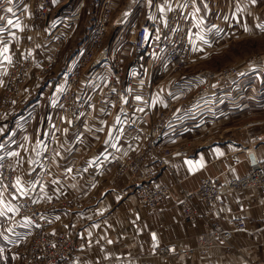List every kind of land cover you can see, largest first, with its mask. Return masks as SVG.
<instances>
[{
	"label": "crops",
	"instance_id": "crops-1",
	"mask_svg": "<svg viewBox=\"0 0 264 264\" xmlns=\"http://www.w3.org/2000/svg\"><path fill=\"white\" fill-rule=\"evenodd\" d=\"M32 1L17 0L15 6L14 0H3L0 4V92L8 81L12 61L26 55L35 60L47 58L57 51V63L41 80L32 72L20 88L11 113L0 121V155L6 156L16 170L19 186L27 196L53 215L51 229L78 226L75 252L81 264H264V194L228 196L224 208L219 210L197 201L203 218L188 225L182 221L180 207L173 200H166L155 209L142 206L134 192L136 183L127 176L115 175L114 159L120 153L142 150L149 123L166 105H173L172 118L164 130L163 142L151 150L146 162L154 174L153 184L166 185L174 192L179 182L184 189L194 190L204 176L219 181L243 176L250 153L256 160H264V140L261 135L252 134L250 125L236 127L239 140L235 137V144H193L191 139L201 136L205 123L192 114L209 107L205 102L208 97L203 95L193 103L179 98L199 88V75L206 71H193V65L206 55L196 53L193 65L178 73L164 63L152 65L146 56L132 49L129 40L121 48L115 38L108 46L111 58H120L126 71L139 72V82L125 93L132 117L125 118L120 108L104 112L90 104L77 117L70 118L53 107V99L91 31L80 49L66 57L60 67L58 28L64 29L77 17L68 18L69 5L53 0L52 8L58 4L60 13L53 18V26L51 22L43 26L33 15ZM167 1L169 4L155 10L152 0H114L117 10L129 14L122 21L123 29L159 23L170 9H184L187 2ZM196 9L202 14L207 32L218 29L223 14L220 1L198 0ZM98 13L99 9L97 16ZM190 26V30H197L192 23ZM63 38L65 44L69 37ZM202 44L208 45V39ZM105 79V74L97 73L89 82L100 87ZM121 88L127 90L125 82ZM251 136L259 142L250 151L247 145ZM165 148L172 150V154L159 166L157 157ZM58 194L75 197L80 209L49 207ZM238 214L243 216L247 231L234 233L230 245L213 248L203 260L164 255L160 251L170 245L178 249L191 246L209 225L228 228L233 215ZM13 217L10 200L0 197V223L6 227ZM151 231L155 232L156 241L151 239Z\"/></svg>",
	"mask_w": 264,
	"mask_h": 264
},
{
	"label": "built area",
	"instance_id": "built-area-1",
	"mask_svg": "<svg viewBox=\"0 0 264 264\" xmlns=\"http://www.w3.org/2000/svg\"><path fill=\"white\" fill-rule=\"evenodd\" d=\"M53 3V0H39L37 13L40 18L46 19ZM166 4H169L167 0H152L155 10ZM178 12L180 16L185 13L184 9H170L161 22L145 23L132 28L129 39L132 49L146 56L152 65L164 63L172 71L182 69L192 54L182 23L187 15L180 17ZM125 16L124 10L116 9L114 0H101L90 35L65 73L63 86L53 99V107L56 110L75 118L87 107H91V104L102 108L104 112L120 108L125 118L132 117L133 113L126 106L125 93L132 91L134 85L139 82V72L136 69L126 71L120 58L112 59L105 42L110 31L122 29ZM56 63L55 52L50 53L47 58L35 60L26 55L12 61L8 81L0 92V121L11 113L13 102L28 76L34 72V77L41 80L47 68ZM97 73L106 75L100 87L89 82ZM239 75V70L233 67L216 72H202L199 75L202 85L199 93L218 89ZM122 82L126 84V91L121 88ZM171 107L173 105H166L158 111L155 120L149 123L147 135L149 148L156 147L164 139V130L172 118ZM258 142L256 136H251L248 149L251 151ZM171 154L170 149L163 152L165 158ZM129 158L131 161L128 162ZM147 160L143 151H129L122 159L123 162L127 161L129 172L140 180L137 190L139 204L155 209L171 199L180 207L182 221L188 225H194L203 218L197 201L210 209L219 210L224 208L228 196L253 192L264 194V160L249 161L246 173L241 177L219 181L216 177L204 176L194 190L184 189L177 182L174 192L166 185L152 183L154 174L146 164ZM160 162L165 163L162 160ZM19 182V176L8 163L7 157L0 155V197H7L14 211V217L6 223L5 237L10 249L14 250L17 264H81L75 252L78 246L77 229L73 227L51 229L53 215L46 213L45 207L28 197L20 188ZM56 206L58 199L49 204V207ZM242 231H247L243 216L233 215L228 228L209 225L196 238L193 245L180 249L170 245L160 251L164 255L178 257H187L191 253L204 256L215 247H227L234 233ZM149 234L151 239L156 241L155 232L151 231Z\"/></svg>",
	"mask_w": 264,
	"mask_h": 264
},
{
	"label": "rangeland",
	"instance_id": "rangeland-1",
	"mask_svg": "<svg viewBox=\"0 0 264 264\" xmlns=\"http://www.w3.org/2000/svg\"><path fill=\"white\" fill-rule=\"evenodd\" d=\"M2 1L3 0H0V4ZM185 1H187L184 7V12L186 14L183 13L180 16V12H178V16L184 17L187 15L182 23L189 39L192 54L185 63V66L177 70L178 73L193 65L192 63H194V61L192 62V60L195 59L194 56L196 53H202L205 54L206 57L201 61H196L193 65V71L216 72L224 68L233 67L238 69L240 74L236 79H232L218 89L199 93L202 87L200 84L199 88L196 90H193L191 93H186L183 100L181 99L182 96L179 98V101L190 100V102L193 103L200 97H203V95L204 97H208L205 99V102L207 101L208 103L206 106H209L206 108L207 111L206 109L195 110L196 114H192L197 115V118H202V122L205 123L204 131L199 134L201 136L197 139H191L193 144L200 145L214 142L235 144L237 140H239V130H237L236 127L243 124L250 125L249 128H251L252 134L261 135L260 137L263 141L264 0H218L222 4L223 12L221 24L218 29H216L217 31L211 32H207L204 29L202 14L196 9V2L198 0H183V3ZM14 2L16 4L15 6H18L17 0H14ZM63 2L69 5L67 17L71 18L76 16L77 19H71V21L74 22L66 24L64 29L58 28V58L62 59L60 67L64 65V59L66 57L72 56L80 49L81 42L84 41L86 34L93 28L97 19L96 16L101 0H63ZM80 3L81 7L79 8L78 6ZM38 6L39 0H33L32 11L34 17H36L43 26H47L49 22H51L50 26H53V18L58 17L61 6L57 4L54 8L51 7L45 20L39 17L37 13ZM171 10H174V8ZM70 11H72L71 14ZM235 14L238 15L236 16ZM126 16H129V14L127 13ZM191 23L193 26H197L196 31L193 29L190 30ZM191 32L196 33V35H193ZM131 35L132 28L126 27L123 29L122 27V29L110 31L105 42L107 46H109L114 42L115 38H118V42L121 43V47L124 48L123 43L128 44L127 41L131 38ZM63 36L69 37L65 44L63 42ZM214 36L216 37L214 38ZM207 39L209 44H202V42ZM126 47L132 50L130 47ZM51 67L52 66H49L47 68L46 73L49 72ZM59 112L61 113V111ZM61 114L64 115L63 113ZM196 117H194L192 121H195ZM237 136L238 139L235 138ZM147 138L148 137H146L144 141V147L140 151H143L148 159L149 153L154 148H149L147 146ZM161 142H163V139L159 143ZM186 142H189V140L185 141V143ZM165 150H162L161 154L157 157L159 166H162L163 163L160 161L166 157L163 155ZM127 154L128 152L120 153L116 159H114L113 164L116 168L115 175L117 177L127 176L128 180L136 183L137 187L134 192L138 199L137 190L140 180L136 175L129 172L127 161H122ZM131 158L128 159V162L131 161ZM58 208L80 209V206L75 200V197L58 194ZM70 227L76 228L78 231L77 225H70L69 228ZM5 236H7L5 225L0 223V264H17L14 250L9 249ZM208 254L209 252L204 256H200L191 253L183 258L203 260Z\"/></svg>",
	"mask_w": 264,
	"mask_h": 264
},
{
	"label": "water",
	"instance_id": "water-1",
	"mask_svg": "<svg viewBox=\"0 0 264 264\" xmlns=\"http://www.w3.org/2000/svg\"><path fill=\"white\" fill-rule=\"evenodd\" d=\"M249 158H250V161L254 160V157H253V155L251 153L249 154Z\"/></svg>",
	"mask_w": 264,
	"mask_h": 264
},
{
	"label": "snow or ice",
	"instance_id": "snow-or-ice-1",
	"mask_svg": "<svg viewBox=\"0 0 264 264\" xmlns=\"http://www.w3.org/2000/svg\"><path fill=\"white\" fill-rule=\"evenodd\" d=\"M9 11H11V9H9ZM8 23H9V24H11V23H12V21H11V20H9V21H8Z\"/></svg>",
	"mask_w": 264,
	"mask_h": 264
}]
</instances>
